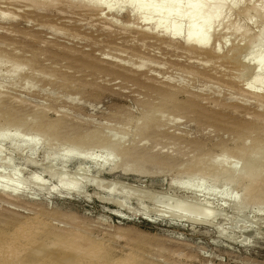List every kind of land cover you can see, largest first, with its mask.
<instances>
[{
  "label": "rangeland",
  "instance_id": "1",
  "mask_svg": "<svg viewBox=\"0 0 264 264\" xmlns=\"http://www.w3.org/2000/svg\"><path fill=\"white\" fill-rule=\"evenodd\" d=\"M263 7L223 0L215 55L183 43L184 22L172 41L77 6L5 12L0 241L27 238L16 264H264Z\"/></svg>",
  "mask_w": 264,
  "mask_h": 264
},
{
  "label": "bare ground",
  "instance_id": "2",
  "mask_svg": "<svg viewBox=\"0 0 264 264\" xmlns=\"http://www.w3.org/2000/svg\"><path fill=\"white\" fill-rule=\"evenodd\" d=\"M73 1H75V0H0V9L1 10H3L4 11V13H3V11H2V13H1V15H3V17H1L0 16V19H5V17H7L6 16V14H5V12H9V9L10 8H13L12 9V11H11V14H12V12L13 13H20V11H21V9H28L27 11H30V13H31V15H33L34 17H35V15H37V12H36V10L34 9V8H36V6L38 7V6H41V7H43V6H47V7H50V8H56V7H61L62 5H64V6H71V7H75V6H77V7H81L82 9L83 8H85V9H87V11L89 10V11H91L92 12V14H95V15H97V16H99L100 17V19H102V22L103 21H105L107 24H110V23H113L114 21H113V19L115 18V17H120V19H121V21L123 22V23H125L124 22V20L126 21V25H134L135 23H133V22H136L137 21V24H139L138 23V21H141L140 23L141 24H143V26H149L150 27V29L151 30H148V33H145L144 31H142L141 33H142V35H141V37L140 38H146V39H150V34L151 33H149V31L151 32V31H153V33L154 32H161V34H162V39H168V40H174V38H181V35H182V31H181V23L182 22H184V23H187L188 24V26H189V30H188V33H187V35H185V37H184V35L182 36L183 37V43L188 47V48H191V49H196V50H201V51H204V52H206V51H208V50H210V51H208V52H211V54L213 53L214 55L216 54V52H218V50H220V41H221V43H222V40L224 39V40H228V39H225L226 38V36H225V38H224V36H220L219 37V40L216 42V44L217 45H215V47L214 48H212V45H210V33H209V31H210V29L212 30V27H214L216 24H215V21H214V16L216 17V15H214L215 14V12L218 10L217 8H219L220 7V5L223 3V0H188V2H186L187 0H90V1H87V3H86V1L85 0H77V3H74ZM222 1V2H221ZM76 2V1H75ZM89 2V3H88ZM185 2H186V5H184V6H182L183 4H185ZM221 2V4H219ZM249 2V1H248ZM255 3V2H254ZM231 6V5H230ZM262 7V6H261ZM30 8H33L34 9V11L33 10H29ZM81 8H79L78 10H82ZM250 8H252V7H250ZM249 8V9H250ZM36 9H38V8H36ZM75 9V8H74ZM84 9V10H85ZM124 9H126V11L128 12L127 14L128 15H123V16H119L118 14H119V12H121L122 10L124 11ZM130 9V11H128ZM226 9H229V8H226ZM232 9V8H231ZM261 9H264V7L263 8H261ZM18 10H19V12H18ZM68 10V9H67ZM230 10V9H229ZM246 10V9H245ZM245 10H244V12H245ZM254 10V9H253ZM22 11H26V10H22ZM26 11V12H27ZM54 11H57V10H55L54 9ZM122 11V12H123ZM131 11H132V13H133V11L135 12V13H133L134 15V19L130 16V14H131ZM222 11V10H221ZM227 11V10H226ZM73 12H75V10H73ZM76 12H77V10H76ZM82 12H85V13H82V15H84V14H86V11H82ZM231 12V10L230 11H228L227 12V14L228 13H230ZM242 12V11H241ZM255 12V11H254ZM21 13H23V12H21ZM81 13V12H80ZM124 13V12H123ZM122 13V14H123ZM246 13H247V11H246ZM262 13V12H261ZM10 14V13H9ZM10 14V15H11ZM28 14V13H27ZM27 14H22L21 16H22V18L24 17H27ZM72 14H74V13H72ZM76 14V13H75ZM75 14H74V16H75ZM121 14V15H122ZM139 14H143V16H139ZM157 14H158V17H159V15H161V22H157V23H154V21L155 20H157V21H159L158 20V18L157 19H155V20H153V15H155V16H157ZM227 14H225L224 13V15L225 16H228ZM240 13L238 12V15H239ZM244 14V13H243ZM254 14V13H253ZM8 15V14H7ZM30 15V14H29ZM45 15H47V14H45ZM94 15V16H95ZM223 15V16H224ZM231 15V14H230ZM246 15H248V14H246ZM262 15V16H261ZM260 15V17L264 20V10H263V13ZM20 16V17H21ZM32 16V17H33ZM87 17L88 16H93V15H86ZM225 16H224V19H225ZM245 16V15H244ZM15 17V16H14ZM17 17V16H16ZM38 17V16H37ZM40 17H41V15H40ZM44 17V16H43ZM50 17H53V16H50ZM83 17V16H82ZM96 17V16H95ZM220 17V16H219ZM231 17V16H230ZM229 17V18H230ZM257 17V16H256ZM19 18V17H18ZM85 18V17H84ZM89 18V17H88ZM98 18V17H97ZM156 18V17H155ZM227 18V17H226ZM250 18V17H249ZM251 18H253V17H251ZM260 18V19H261ZM7 19V18H6ZM26 19V18H25ZM41 19H42V17H41ZM119 19V20H120ZM259 19V18H258ZM261 19V20H262ZM8 20H10V19H8ZM119 20H117V19H115V22H114V25H115V23L117 22V21H119ZM133 20V21H132ZM260 20V21H261ZM1 21H3V20H1ZM98 21H99V19H98ZM225 21V20H224ZM223 20H222V22H224ZM228 21H231L230 19L228 20ZM259 21V20H258ZM101 22V21H100ZM218 22V21H217ZM10 23H11V21H10ZM119 23L121 24V25H119ZM119 23H117V26H119L118 28H120V26H122V23L121 22H119ZM184 23H182V24H184ZM219 23H221V22H219ZM219 23L217 24V25H219ZM224 23H226V24H230L231 23V25L230 26H232V22H224ZM237 23V22H236ZM257 23V22H256ZM262 23H263V21H262ZM5 24V23H4ZM213 24H215L214 26H213ZM240 24V23H239ZM25 25V24H24ZM72 25H74V24H72ZM77 25V24H76ZM126 25H125V27H126ZM186 25V24H185ZM216 25V26H217ZM263 25L264 24H262V28H261V26H260V28H261V30H259V31H262V30H264V27H263ZM79 26V25H78ZM107 26V25H106ZM117 26H115V27H117ZM135 26V25H134ZM137 26V25H136ZM135 26V27H136ZM216 26H215V28H216ZM257 26V25H256ZM56 27V26H55ZM79 27H81V26H79ZM141 26L139 25V28H140ZM149 27H146V29H148ZM186 28H187V25L185 26ZM220 27V26H219ZM224 27H228L229 28V25L228 26H223V29H224ZM73 28V27H72ZM75 28V27H74ZM122 28V27H121ZM123 28H124V25H123ZM132 28H134V27H132ZM218 28V27H217ZM217 28L215 29V31L217 30ZM228 28H226V29H228ZM102 29H104V28H102ZM135 29H138V28H135ZM143 30H144V28H142ZM219 29V28H218ZM221 29V28H220ZM222 29V30H223ZM239 29V28H238ZM257 29V28H256ZM65 30V29H64ZM74 30V29H73ZM76 30H79V29H76ZM125 30V29H124ZM228 30H230V28L228 29ZM234 30V29H233ZM103 32H104V30H102ZM129 31V30H128ZM213 31V30H212ZM220 30H218V31H216L217 33L219 32ZM62 32V31H61ZM68 32V31H67ZM99 32H100V30H99ZM102 32V33H103ZM131 32H132V30H131ZM134 32V31H133ZM221 32H223V31H221ZM226 32V31H225ZM248 32V31H247ZM101 33V32H100ZM215 33V32H214ZM261 33H263V35H264V31L263 32H261ZM104 34V33H103ZM224 34V33H223ZM227 34H228V31H227ZM240 34V33H239ZM259 34H260V32H259ZM100 35V34H99ZM139 35V34H138ZM218 35H220V34H218ZM229 35V34H228ZM257 35V34H256ZM263 35H259V37L257 38V37H255L256 39H259L260 38V36H263ZM154 36H156V34L154 35ZM153 36V37H154ZM159 36V35H158ZM239 36V35H238ZM247 36V35H246ZM78 37H79V35H78ZM217 37V36H216ZM228 37V36H227ZM252 37V36H251ZM88 38V37H87ZM155 38V37H154ZM229 38V37H228ZM241 38V37H240ZM247 38V37H246ZM249 38V37H248ZM264 38V37H263ZM218 39V38H217ZM237 39V38H236ZM182 40V39H181ZM133 41V40H132ZM135 41V40H134ZM141 41H143V40H141ZM253 41V40H252ZM224 42V41H223ZM255 42H257V41H255ZM239 43H240V41H239ZM252 43H254V41L252 42ZM241 44V43H240ZM235 45V44H234ZM239 45V44H238ZM252 45H254V44H252ZM214 46V45H213ZM246 46H248V44L246 45ZM116 47V46H115ZM249 47H250V45H249ZM253 47V46H252ZM210 48V49H209ZM212 48V49H211ZM232 48V47H231ZM241 48V47H240ZM239 48V49H240ZM113 49V48H112ZM234 49V48H233ZM242 49H244V48H242ZM248 49V47L246 48V50ZM236 50V49H235ZM238 50V49H237ZM236 50V51H237ZM241 50V49H240ZM244 51V50H243ZM235 52V51H234ZM241 53V52H240ZM239 53V54H240ZM244 53V52H243ZM210 54V53H209ZM234 54V53H233ZM107 55V54H106ZM231 55V54H230ZM102 56V55H101ZM105 56V55H104ZM103 56V57H104ZM243 56V55H242ZM1 57V56H0ZM102 57V58H103ZM108 57H109V55H108ZM236 57H239V56H236ZM4 58V57H3ZM117 58V57H116ZM9 59V58H8ZM105 59V58H104ZM108 59V58H107ZM112 59V58H111ZM110 59V60H111ZM114 60H115V58H113ZM112 59V60H113ZM235 59V58H234ZM230 60V59H229ZM207 62V61H206ZM245 65V64H244ZM246 66V65H245ZM248 67V66H247ZM246 68V67H245ZM254 69V68H253ZM253 69H249L250 71L251 70H253ZM246 71V70H245ZM252 74V73H251ZM250 77V76H249ZM250 78H252V77H250ZM251 92V91H250ZM259 92H260V90H259ZM264 93V92H263ZM254 94H256V93H254L253 92V95ZM254 97V96H253ZM77 176V175H76ZM80 176V175H79ZM78 176V177H79ZM74 177V176H73ZM75 179V178H74ZM7 187V186H6ZM6 187H2V185H1V187H0V192L1 193H4V194H8V192H7V189H8V187L6 188ZM9 194H13L14 195V193H10L9 192ZM18 198V197H17ZM185 203V202H184ZM205 204V203H204ZM203 203H202V205H204ZM188 205H190V206H193V205H195V204H193V205H191V204H188ZM194 207H199V206H197V205H195ZM206 207V206H205ZM205 207H203V208H205ZM202 208V207H201ZM201 208H199L200 209V213L202 212V210H201ZM211 209V208H210ZM197 210V209H196ZM206 210V209H205ZM212 210H213V208H212ZM208 212H209V209H208ZM207 212V213H208ZM210 212H211V210H210ZM187 213V212H186ZM189 213V212H188ZM205 212H203L202 214H204ZM214 213V212H213ZM189 214H192V213H189ZM196 214V213H195ZM215 214V213H214ZM207 214H205L204 216L203 215H200V216H202V217H205ZM208 215H210V214H208ZM199 216V215H198ZM207 217V216H206ZM26 222V221H25ZM39 222V221H38ZM30 224V223H29ZM37 224V223H36ZM35 225V224H34ZM20 226V225H19ZM24 226V225H23ZM31 226V225H30ZM36 227H37V225H35ZM43 226V225H42ZM22 227V226H21ZM19 228L18 230H24L25 228ZM25 227V226H24ZM26 227H28V225L26 226ZM35 227V228H36ZM38 227H40L39 225H38ZM27 229V228H26ZM32 229V228H31ZM15 230V229H14ZM18 230H15V231H17L16 233H18ZM20 230V231H21ZM27 230H29V229H27ZM26 230V231H27ZM37 230H38V228H37ZM25 231V230H24ZM23 231V232H24ZM32 231V230H31ZM36 231V230H35ZM34 231V232H35ZM40 231V230H39ZM14 232V231H13ZM12 232V233H13ZM29 232H30V230H29ZM28 232V233H29ZM42 232V230L40 231V233ZM15 233V232H14ZM25 234H26V236H27V232H24ZM33 233V232H32ZM37 233H39L38 231H37ZM62 233V232H61ZM5 234V233H4ZM20 234V233H19ZM25 234H22V235H25ZM52 234V233H51ZM63 234H65V233H62V235ZM2 235V234H1ZM6 235H7V233H6ZM21 235V234H20ZM21 235V236H22ZM32 235V234H31ZM33 235H35V233H33ZM9 236V235H8ZM11 236H12V234H11ZM28 236H30V233H29V235ZM55 236V235H54ZM2 237H4L3 235H2ZM13 237V236H12ZM15 237H16V235H15ZM17 237H20V236H18L17 235ZM30 237H32V236H30ZM37 237V236H36ZM5 238H6V236L4 237V242L1 240L0 242V264H16V262H15V260L17 261V259H19V256H20V251H22L23 250V248L25 249V245H22V242L24 241V239L23 238H26L25 236L21 239L22 240V242H21V240H20V242L21 243H19V242H17L16 240H14V241H6L5 242ZM11 238V237H10ZM33 238V237H32ZM32 238H30V239H32ZM58 238H59V236H58ZM65 238V237H64ZM6 239H8V238H6ZM13 239H16V238H13ZM12 239V240H13ZM27 239V238H26ZM25 239V240H26ZM29 239V240H30ZM35 238H33L32 240H34ZM36 239H38V238H36ZM61 239V238H60ZM67 239V238H66ZM72 239V238H71ZM29 240H28V242H29ZM31 240V241H32ZM59 240V239H58ZM47 241V240H46ZM63 241H66V240H63ZM3 242V243H2ZM27 242V241H26ZM25 242V244H27ZM33 242V241H32ZM38 243H39V241H37ZM36 241H34V243L36 244L37 243ZM85 242V241H84ZM30 243V242H29ZM28 243V244H29ZM34 243L32 244V246L34 245ZM54 243H56V241L54 242ZM27 244V245H28ZM44 244V243H43ZM72 244V243H71ZM73 244H75V243H73ZM85 244V243H84ZM37 245V244H36ZM59 245V244H58ZM29 247H30V245H28ZM28 246H27V248H28ZM32 246H31V248H32ZM35 246V245H34ZM45 246V245H44ZM55 246H57V243L55 244ZM54 246V247H55ZM75 246H77V245H75ZM54 247H50L51 248V250H54V249H52V248H54ZM58 247H60V246H58ZM74 247V246H73ZM99 247V246H98ZM41 248V247H40ZM39 248V249H40ZM48 248V247H47ZM86 248V247H85ZM37 250V249H33V250H30L29 251V249H27L29 252H31L30 254H32V255H34V256H40V257H42V259H43V256H46V257H49L48 256V254H47V252L46 251H44V250ZM42 249V248H41ZM46 249V248H45ZM62 249V248H61ZM61 249H58V250H60L61 251ZM71 249H73V248H71ZM76 249V248H75ZM84 249V248H83ZM88 249V248H87ZM26 250V249H25ZM74 250V249H73ZM79 250H81L80 248H79ZM98 250H99V248H98ZM28 251H27V253H28ZM76 251V250H75ZM74 251V252H75ZM83 251V250H82ZM86 251V250H85ZM102 251V250H101ZM49 252V251H48ZM55 252V251H54ZM59 252V251H58ZM79 252V251H78ZM21 253H23V252H21ZM26 252H24V254H25ZM52 253V252H51ZM65 253V252H64ZM81 253V252H80ZM87 253H89V252H87ZM102 253V252H101ZM29 254V253H28ZM90 254V253H89ZM89 254H88V257H89ZM26 255V254H25ZM78 255H81V254H78ZM62 256V255H61ZM82 256V255H81ZM83 256H85V255H83ZM29 257H31L30 255H29ZM65 257V256H64ZM85 257H87V256H85ZM87 257V258H88ZM94 257H96V256H94ZM93 257V258H94ZM33 258V257H32ZM57 258V257H56ZM67 258V256L65 257V259ZM76 258V257H75ZM74 258V259H75ZM90 258V257H89ZM30 259V258H29ZM64 259V260H65ZM68 259H70V257H68ZM79 259V258H78ZM81 259H82V257H81ZM46 260V259H45ZM54 260H58L57 262H59L60 261V259H55L54 258ZM67 260V259H66ZM77 260V259H76ZM80 260V259H79ZM87 260V259H86ZM89 260V259H88ZM91 260V259H90ZM95 260V259H94ZM62 261V263L63 262H65L66 264L68 263V260L67 261H63V260H61ZM60 261V262H61ZM85 261V260H84ZM83 261V262H84ZM92 261V260H91ZM97 261V260H96ZM102 261V260H101ZM115 261V260H114ZM124 261V260H123ZM22 262V261H21ZM59 262V263H60ZM69 262H71L72 263V260L70 259L69 260ZM81 262V261H80ZM82 262V263H83ZM89 261H87V263H88ZM94 262V261H93ZM117 262V261H116ZM18 263V262H17ZM43 263V262H42ZM56 263V262H55ZM61 263V264H62ZM65 263H63V264H65ZM71 263H69V264H71ZM118 263V262H117ZM123 263V262H122ZM22 264V263H21ZM34 264H36V263H34ZM38 264H40L39 262H38ZM72 264H75V263H72ZM80 264V263H79ZM128 264H130V262L128 263ZM132 264V263H131Z\"/></svg>",
  "mask_w": 264,
  "mask_h": 264
}]
</instances>
